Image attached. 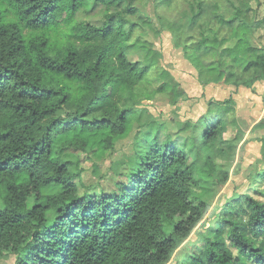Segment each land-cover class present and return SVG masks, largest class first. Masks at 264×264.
<instances>
[{
	"label": "trees",
	"instance_id": "16d2710c",
	"mask_svg": "<svg viewBox=\"0 0 264 264\" xmlns=\"http://www.w3.org/2000/svg\"><path fill=\"white\" fill-rule=\"evenodd\" d=\"M90 4L108 6L100 24L75 19ZM195 7L179 33L168 23L184 58L227 85L263 81L264 16L231 0L215 1L208 19L202 2ZM136 13L133 0H0V256L13 255L14 264H168L210 209L194 194L199 179L185 143L158 133L111 191L86 186L71 168V158L89 152L82 133L100 135L107 151L135 105L170 91L173 101L185 98L178 83H154V51L130 42L134 23L124 14ZM130 49L145 59L131 60ZM208 104L210 115L191 128L196 154L208 149L202 157L213 168L243 134L225 137L233 100ZM51 185L60 191L44 195ZM217 220V237L195 245L192 264H264V201L232 198Z\"/></svg>",
	"mask_w": 264,
	"mask_h": 264
},
{
	"label": "rangeland",
	"instance_id": "374dc122",
	"mask_svg": "<svg viewBox=\"0 0 264 264\" xmlns=\"http://www.w3.org/2000/svg\"><path fill=\"white\" fill-rule=\"evenodd\" d=\"M215 1L221 4L227 0H174L170 6L159 7L155 0H133L137 13L124 14L128 24L134 23L130 42L136 41L154 51L153 55L159 65L152 72L154 83L160 80L171 86L178 83L185 98L179 95L173 101L170 91L167 95H156L154 101H142L131 109L125 132L114 140L110 149H103L100 135L87 136L82 133L87 139L89 152L80 153L78 163L76 159H70L72 170L79 173L83 184L111 191L118 173H128L136 167L149 136L158 133L161 139L170 137L177 139L178 144L185 143V150L194 162V172L199 179L194 194L208 203L210 209L190 236L175 250L168 264H192L190 255L195 245L202 243L206 237H217L215 230L219 226L218 215L230 199L248 194L264 201V196L258 192H264V179L260 177L264 172V159L260 154L264 126H255L264 117V80L255 82L250 88L236 87L220 80L218 71L214 69H195L184 58L182 48L176 46V36L174 37L168 24L169 21L176 23L174 29L179 33L186 17L191 16L199 2L206 8L205 19L211 18ZM231 1L247 4L251 8V15L256 19L264 16V0ZM107 8L106 5L90 4L88 8L81 9L75 19L100 24L104 14L108 12ZM109 9V12L114 11L113 6ZM195 34L197 37L198 30ZM259 35H264V30ZM262 41L264 42V37ZM128 56L131 60L145 59L143 53L134 52L133 49L128 51ZM160 70L167 74H160ZM228 99L234 102V113L228 116L227 121L234 119L235 124L228 125L225 137L232 138L236 132L241 131L243 138L233 155L213 159L214 166L211 168L204 163L202 157L208 153V149L201 148L200 154H196L197 147L193 141L196 132L191 127L199 117L210 115V101ZM144 136H147L146 139ZM72 137L74 134L61 136L55 145ZM58 191L60 188L56 185L42 190L44 195ZM14 261L13 255L0 256V264H14Z\"/></svg>",
	"mask_w": 264,
	"mask_h": 264
}]
</instances>
